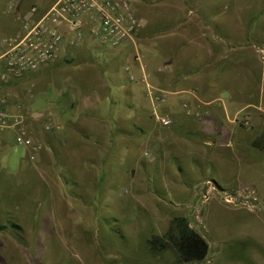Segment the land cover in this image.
<instances>
[{
	"label": "crops",
	"instance_id": "crops-1",
	"mask_svg": "<svg viewBox=\"0 0 264 264\" xmlns=\"http://www.w3.org/2000/svg\"><path fill=\"white\" fill-rule=\"evenodd\" d=\"M205 1L188 7L180 0H131L139 21L131 40L104 49L102 57L87 28L79 35L69 33L56 60L8 84L14 97L9 110L23 117L39 142L35 160L41 155L49 166L55 164L73 190L86 181L83 170L94 164L87 153L103 151L98 159L102 168L110 151L130 153L126 148L133 138L150 163L159 156L178 163L189 156L200 167H220L222 158L226 162L232 156L237 167L254 168L264 150L252 146L264 135V85L257 99L250 93L245 101L236 100L233 78L245 58L264 68V45L249 42L225 13L218 15L215 27L202 10ZM53 2L3 3L7 10L0 12V38L20 37L29 8L38 5L36 19ZM5 49L0 42V55ZM159 116L170 125L163 127ZM15 134L14 129L0 134L1 154L14 145ZM19 206L13 208L31 216L45 214L42 207ZM47 243L43 237L24 239L0 231V264H42L43 255L33 249Z\"/></svg>",
	"mask_w": 264,
	"mask_h": 264
},
{
	"label": "rangeland",
	"instance_id": "rangeland-1",
	"mask_svg": "<svg viewBox=\"0 0 264 264\" xmlns=\"http://www.w3.org/2000/svg\"><path fill=\"white\" fill-rule=\"evenodd\" d=\"M8 2L0 0V12ZM204 3L202 10L215 27L218 15L225 13L237 21L238 32L248 34L249 42L264 45V0ZM96 49L103 57L104 49L112 48ZM243 60L233 78L234 96L245 101L254 93L257 99L264 68L254 58ZM7 87H0V96L14 101ZM126 149L130 153L110 151L102 168L98 159L103 151L87 153L94 164L83 170L86 181L73 190L55 164L49 166L41 155L31 160L26 148L6 147L0 153V225H19L21 230H8L24 239H48L46 248L33 249L43 255L42 264H264V150L258 152L254 168L246 169L237 167L232 156L230 163L227 156L226 162L222 158L220 167H200L189 156L180 163L167 155L150 163V156L137 150L136 138ZM19 204L42 207L45 214L18 212L13 207ZM174 217L186 218L207 241L209 251L202 262L181 263L172 250L155 256L147 251V240L163 237Z\"/></svg>",
	"mask_w": 264,
	"mask_h": 264
},
{
	"label": "built area",
	"instance_id": "built-area-1",
	"mask_svg": "<svg viewBox=\"0 0 264 264\" xmlns=\"http://www.w3.org/2000/svg\"><path fill=\"white\" fill-rule=\"evenodd\" d=\"M38 1V0H34ZM39 7L33 4L24 18L23 33L18 38H3L6 49L0 55V85L20 80L56 60L69 33L87 32L101 47L118 48L131 40L139 27L130 0H54L36 19ZM7 97L0 96V134L16 130L14 145L31 151L30 159L38 153V140L27 129L23 117L13 114ZM168 127L167 117H157ZM49 126L45 130H49Z\"/></svg>",
	"mask_w": 264,
	"mask_h": 264
},
{
	"label": "trees",
	"instance_id": "trees-1",
	"mask_svg": "<svg viewBox=\"0 0 264 264\" xmlns=\"http://www.w3.org/2000/svg\"><path fill=\"white\" fill-rule=\"evenodd\" d=\"M264 135H261L252 146L254 148H264ZM211 180V179H210ZM214 185L222 190L221 186L212 180ZM21 230L15 223L0 225V231L9 228ZM147 251L152 255H159L168 250H172L177 255L181 263L202 262L208 254L209 245L207 241L195 230L190 228L189 223L184 217H174L171 226L163 237L152 236L146 242Z\"/></svg>",
	"mask_w": 264,
	"mask_h": 264
}]
</instances>
